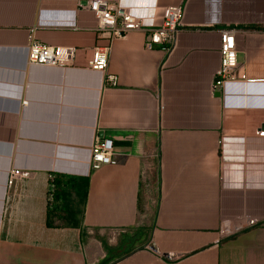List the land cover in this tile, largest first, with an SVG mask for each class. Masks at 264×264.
Here are the masks:
<instances>
[{"label":"crops","instance_id":"crops-1","mask_svg":"<svg viewBox=\"0 0 264 264\" xmlns=\"http://www.w3.org/2000/svg\"><path fill=\"white\" fill-rule=\"evenodd\" d=\"M33 4L34 36L74 55L31 65L29 28L0 24V264H264V0H117L143 26L104 72L85 1L0 0V23ZM171 5L177 46L148 48ZM227 28L240 82L215 88ZM107 140L116 163L91 169ZM13 168L30 175L9 185ZM52 174L89 177L79 226H48Z\"/></svg>","mask_w":264,"mask_h":264},{"label":"built area","instance_id":"built-area-1","mask_svg":"<svg viewBox=\"0 0 264 264\" xmlns=\"http://www.w3.org/2000/svg\"><path fill=\"white\" fill-rule=\"evenodd\" d=\"M82 8L89 9L93 13L91 26L101 34H108L110 44L97 46L89 61V67L93 70L104 72L109 64L112 51V42L119 38H126L130 32L139 30L143 26L140 18L131 14L127 9H116L113 3L117 0H75ZM184 8L181 5L166 6L163 10L161 24L149 30L146 46L153 48L155 45H163L167 50H173L177 46L178 37L183 25ZM24 23V22H23ZM30 39L28 42V61L31 65L65 67L70 64L74 51L62 46H53L39 41L34 36L35 23L29 26ZM220 65L215 73V88L227 84L240 82L237 79L238 68V44L237 30L227 28L220 34ZM117 76L108 75L107 80L112 85L117 84ZM264 137V131L261 132ZM112 141L104 143L95 142L91 147L90 168L99 169L104 165L115 164ZM29 170L13 168L8 177V184L14 183L18 177H28Z\"/></svg>","mask_w":264,"mask_h":264},{"label":"trees","instance_id":"trees-1","mask_svg":"<svg viewBox=\"0 0 264 264\" xmlns=\"http://www.w3.org/2000/svg\"><path fill=\"white\" fill-rule=\"evenodd\" d=\"M89 181V177L51 175L47 209L48 226H79L81 224L83 214L81 204L87 197Z\"/></svg>","mask_w":264,"mask_h":264},{"label":"rangeland","instance_id":"rangeland-1","mask_svg":"<svg viewBox=\"0 0 264 264\" xmlns=\"http://www.w3.org/2000/svg\"><path fill=\"white\" fill-rule=\"evenodd\" d=\"M37 5H31L30 7H29V11H30V13H31V16L29 15V17L28 18H24L23 20H24V23L23 22H19L21 19H16V20H10V19H7V20H5V21H7L6 23H0L1 25L2 24H6V25H8V24H15V25H18V26H21V27H25V28H28L27 26H29V24H30V22H32V23H35V20H36V15H37V7H36ZM6 7H8V6H6ZM9 8V7H8ZM10 9V8H9ZM6 16H7V14H5ZM5 16V17H6ZM2 20V19H1ZM25 21H27V22H25Z\"/></svg>","mask_w":264,"mask_h":264},{"label":"water","instance_id":"water-1","mask_svg":"<svg viewBox=\"0 0 264 264\" xmlns=\"http://www.w3.org/2000/svg\"><path fill=\"white\" fill-rule=\"evenodd\" d=\"M218 95H220V92L218 93Z\"/></svg>","mask_w":264,"mask_h":264}]
</instances>
